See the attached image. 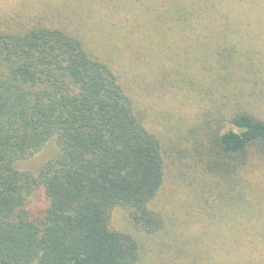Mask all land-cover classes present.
<instances>
[{
  "label": "trees",
  "instance_id": "obj_1",
  "mask_svg": "<svg viewBox=\"0 0 264 264\" xmlns=\"http://www.w3.org/2000/svg\"><path fill=\"white\" fill-rule=\"evenodd\" d=\"M152 2L165 9L160 18L176 23L230 20L226 0ZM21 28L0 33V264H138L139 240L115 230L112 214L127 211L145 234L162 228L151 204L165 183L163 144L119 76L76 31L41 23ZM218 38V53L226 56L231 39L226 31ZM231 65L232 59L222 67ZM230 123L236 130L211 134L208 143L201 137L194 151L210 170L233 179L242 170L229 172L211 156L243 166L236 163L264 147V121L239 111ZM54 138L60 154L37 176L16 169ZM39 189L48 205L34 214L29 204ZM263 234H244V246L233 237L227 263L264 264Z\"/></svg>",
  "mask_w": 264,
  "mask_h": 264
},
{
  "label": "rangeland",
  "instance_id": "obj_2",
  "mask_svg": "<svg viewBox=\"0 0 264 264\" xmlns=\"http://www.w3.org/2000/svg\"><path fill=\"white\" fill-rule=\"evenodd\" d=\"M224 7L228 22L187 25L160 18L165 9L152 0H0V33L39 23L76 31L112 67L161 140L165 183L151 207L162 228L145 234L127 211L112 214L115 230L139 240L138 264H228L233 237L244 246V234L264 233V147L254 146L237 168L211 156L229 172L242 170L233 179L194 151L197 139L196 146L201 137L208 143L211 134L236 130L230 121L239 111L264 121V0H226ZM219 31L231 39L226 56L217 50ZM231 59L235 66L225 71ZM59 154L54 138L15 167L37 176ZM47 205L39 189L29 209L39 214Z\"/></svg>",
  "mask_w": 264,
  "mask_h": 264
}]
</instances>
